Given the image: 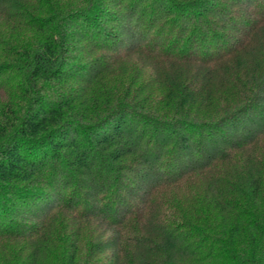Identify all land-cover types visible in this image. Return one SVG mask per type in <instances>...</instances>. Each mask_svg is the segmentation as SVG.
<instances>
[{"label":"trees","instance_id":"1","mask_svg":"<svg viewBox=\"0 0 264 264\" xmlns=\"http://www.w3.org/2000/svg\"><path fill=\"white\" fill-rule=\"evenodd\" d=\"M0 264H264V0H0Z\"/></svg>","mask_w":264,"mask_h":264}]
</instances>
